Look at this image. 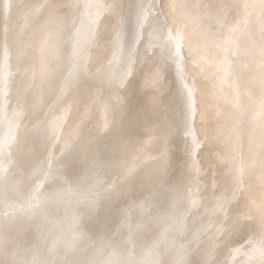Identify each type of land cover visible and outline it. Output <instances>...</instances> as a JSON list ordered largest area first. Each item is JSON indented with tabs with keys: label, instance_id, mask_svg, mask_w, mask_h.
Listing matches in <instances>:
<instances>
[{
	"label": "rangeland",
	"instance_id": "rangeland-1",
	"mask_svg": "<svg viewBox=\"0 0 264 264\" xmlns=\"http://www.w3.org/2000/svg\"><path fill=\"white\" fill-rule=\"evenodd\" d=\"M45 1L0 0V264H264V0Z\"/></svg>",
	"mask_w": 264,
	"mask_h": 264
},
{
	"label": "bare ground",
	"instance_id": "bare-ground-1",
	"mask_svg": "<svg viewBox=\"0 0 264 264\" xmlns=\"http://www.w3.org/2000/svg\"><path fill=\"white\" fill-rule=\"evenodd\" d=\"M46 1H47V0H46ZM46 1H45V2H46ZM74 1H75V0H74ZM80 1H81V0H80ZM86 1H87V0H86ZM133 1H134V0H133ZM133 1H132V2H133ZM170 1H171V0H170ZM31 2H32V1H31ZM41 2H42V0H41ZM47 2H48V1H47ZM69 2H70V1H69ZM75 2H76V1H75ZM82 2H83V1H82ZM94 2H95V0H94ZM94 2H93V3H94ZM96 2H97V0H96ZM98 2H99V1H98ZM129 2H130V0H129ZM36 3H37V2H36ZM70 3H71V2H70ZM77 3H78V2H77ZM87 3H88V2H87ZM91 3H92V2H91ZM103 3H104V1H103ZM173 3H174V2H173ZM40 4H42V3H40ZM43 4L45 5V3H43ZM57 4H58V3H57ZM88 4H89V3H88ZM88 4H87V5H88ZM32 5H33V4H32ZM48 5H49V4H48ZM55 5H56V4H55ZM63 5H64V4H63ZM69 5H70V4H69ZM72 5H73V4H72ZM84 5H85V4H84ZM84 5H82V6L84 7ZM92 5H93V4H92ZM94 5H95V4H94ZM94 5H93V6H94ZM101 5H102V3H101ZM128 5H129V4H128ZM136 5H137V2H136ZM33 6H34V5H33ZM40 6H41V5H40ZM49 6H50V5H49ZM75 6H77V5H75ZM88 6H89V5H88ZM88 6L85 5L84 8H86V7H88ZM90 6H91V5H90ZM90 6H89L86 10H88V9L90 8ZM96 6H97V5H95V7H96ZM103 6H104L103 8H100V6H97V8H95L96 10L98 9V7H99L100 10L103 9V11H102V10H101V12L99 11L101 14H100L99 12H97V11H94V10L92 11V9H93V7H92V9H90V10L92 11V12H91V15L94 14V12H97V16H98V13H99V14L101 15V17H102V20H103V16L105 17V14L107 15V11H108V10H106V9H104V8H107V7H108L107 9H109V5L107 6V3H105V4H103ZM195 6H196V4H195ZM51 7H52V6H51ZM56 7H57V6H56ZM129 7L131 8L132 6H129ZM133 7H134V6H133ZM36 8L38 9V6H37ZM39 8H42V7H39ZM46 8H49V7H46ZM46 8H45V9H46ZM53 8H54V7H53ZM67 8H68V7H67ZM110 8H111V7H110ZM112 8H113V7H112ZM134 8H135V7H134ZM45 9H44V10H45ZM55 9H56V8H55ZM65 9H66V8H65ZM53 10H54V9H53ZM69 10H70V9H69ZM74 10H75V9H74ZM90 10L87 11V12H90ZM104 10H106V13L103 15ZM26 11H27V10H26ZM37 11H39V10H37ZM45 11H47V9H46ZM45 11H44V12H45ZM48 11H51V12H52V9H51V10L49 9ZM54 11H58V10H54ZM71 11H72V9H71ZM84 11H85V10H84ZM131 11H132V9H131ZM131 11H129V12L131 13ZM139 11H140V10H139ZM42 12H43V11H42ZM42 12H40V13H42ZM61 12H62V11H61ZM85 12H86V11H85ZM85 12H83V13H85ZM108 12H111V11L109 10ZM127 12H128V11H127ZM36 13H37V12H36ZM46 13H47V12H46ZM52 13H53V12H52ZM133 13H135V12H133ZM137 13H138V11H137ZM151 13H152V12H151ZM55 14L59 15V19H60V17H63V18H64L65 15H66L67 13H66L64 16H60L61 14H58L57 12H55ZM111 14H112V13H111ZM111 14H110V15H111ZM181 14H182V13H181ZM44 15H45V14H44ZM47 15H48V14H46V17H47ZM57 15H56V17H54V19L56 18V21H57V19H58V16H57ZM62 15H63V14H62ZM69 15H70V14H69ZM75 15H76V14H75ZM89 15H90V14H89ZM91 15H90V17L92 18ZM95 15H96V13L94 14L93 17H95ZM102 15H103V16H102ZM108 15H109V13H108ZM108 15H107V16H108ZM129 15H130V14H129ZM129 15H128V16H129ZM32 16H33V15H32ZM32 16H31V17H32ZM35 16H36V17H39V16H40V18H41V16H43V15H42V14H41V15L39 14L38 16H37V15H34L33 18H35ZM53 16H55V15H53ZM67 16H68V14H67ZM67 16L65 17V19H67ZM70 16H71V15H70ZM76 16H77V15H76ZM26 17H27V16H26ZM44 17H45V16H44ZM46 17H45V18H46ZM49 17H50V15L48 16V19L46 18L48 21H49ZM82 17H83V16H82ZM109 17H111V16H108L107 18H109ZM42 18H43V17H42ZM72 18H73V17H72ZM99 18H100V16H99ZM50 19H52V20L54 21L53 17H51ZM59 19H58V20H59ZM65 19H64V20H65ZM97 19H98V18H97ZM110 19H111V18H110ZM116 19H117V18H116ZM131 19H132V17H131ZM28 20H29V19H28ZM30 20H31V19H30ZM61 20H62V19H60L59 21H61ZM67 20H69V19H67ZM98 20H101V18L98 19ZM102 20H101V22H102ZM117 20L120 21L119 19H117ZM117 20H115V23L117 22ZM129 20H130V19H129ZM133 20H136V19H133ZM44 21H45V20H44ZM48 21H46V23H47ZM56 21H55V22H56ZM171 21H172V20H171ZM49 22H50V21H49ZM49 22L47 23V26H48V24H49V25L51 24V23H49ZM51 22H52V21H51ZM92 22H93V21H92ZM106 22H107V21H106ZM149 22H150V21H149ZM175 22H176V21H175ZM58 23H60V22H58ZM97 23H98V22H97ZM97 23H93L92 25L97 24ZM44 24H45V23L43 22V26H46V25H44ZM52 24H53V22H52ZM52 24L50 25V27L52 26ZM55 24H56V23H55ZM66 24H67V23H66ZM79 24H80V23H79ZM100 24H101V23H100ZM104 24H105V23H104ZM116 24H118V22H117ZM116 24H115V25H116ZM124 24H125V23H124ZM130 24H131V23H130ZM133 24H134V22H133ZM59 25H60V24H59ZM61 25H62V24H61ZM68 25H69V24H68ZM71 25H72V24H71ZM71 25H69V26H71ZM92 25H90V23H89V26H92ZM118 25H119V24H118ZM126 25H127V24H126ZM193 25H194V24H193ZM40 26H41V25H40ZM54 26L57 27V25H54ZM84 26H85V25H84ZM127 26H128V25H127ZM52 27H53V26H52ZM71 27H72V26H71ZM71 27H70V28H71ZM95 27H96V26H95ZM99 27H101V25L97 26L96 28L99 29ZM128 27H129V26H128ZM192 27H194V26H192ZM58 28H60V27L58 26V27H57V30H56L55 28H52V29L50 28V29H51L52 31H54V29H55L56 31H60V30H58ZM78 28H79V27H78ZM102 28H103V26H102ZM102 28H100L99 30H101ZM124 28H126V27H124ZM134 28H135V27H134ZM65 29H67V28H65ZM90 29L92 30V29H93V26H92V28H90ZM131 29H132V28H131ZM61 30H63V32H64V28L62 29V27H61ZM69 30H71V29H69ZM69 30H68V31H69ZM123 30H124V29H123ZM133 30H134V29H132V32H133ZM66 31H67V30H66ZM97 31H98V30H97ZM121 31H122V30H121ZM11 32H12V31H11ZM40 32H41V31H40ZM40 32H39V33H40ZM60 32H61V31H60ZM119 32H120V30H119ZM127 32H128V31H127ZM54 33H55V31H54L52 34H54ZM61 33H62V32H61ZM61 33H60V35H61L62 37L59 36V33H58V34L56 33V34H57V36H59V37L62 38V40H63V39H64L63 36H64L65 33H64V34H61ZM71 33H72V32H71ZM71 33H70V35H71ZM73 33H74V32H73ZM130 33H131V32H130ZM37 34H38V33H37ZM67 34H68V32H67ZM75 34H77L76 31H75ZM107 34H108V33H107ZM123 34H124V32H123ZM125 34H126V33H125ZM131 34H132V33H131ZM131 34H130V36H131ZM134 34H135V32H134ZM134 34H133V36H134ZM183 34H184V33H183ZM65 35H66V34H65ZM70 35H69V36H70ZM73 35H74V34H73ZM120 35L122 36V34H120ZM34 36H35V35H34ZM51 36H53V35H51ZM51 36H50V37H51ZM57 36L55 35L54 40H55V38H56ZM121 36H120V37H121ZM126 36H127V38H128V35H127V34H126ZM133 36H132V37H133ZM136 36H138V35L136 34ZM32 37H33V36H32ZM59 37H58V38H59ZM64 37H65V36H64ZM66 37H67V36H66ZM76 37H77V36H76ZM123 37H125V36L123 35ZM39 38H40V37H39ZM51 38H52V37H51ZM60 38H59V39H60ZM67 38H68V37H67ZM67 38H66V39H67ZM70 38H72V37H70ZM70 38H68L67 40L65 39V41L70 40ZM74 38H75V37H73V39H74ZM134 38H135V37H134ZM110 39H111V38H110ZM120 39H121V38H120ZM28 40H29V39H28ZM35 40H36V39H35ZM56 40H57V38H56ZM56 40H55V43H56ZM62 40H61V39L59 40V41H60V42H59L60 45L62 44V43H61ZM75 40H76V39H75ZM132 40H133V39H132ZM126 41H127V39H126ZM126 41H124L125 44H126ZM129 41H131V39H130ZM133 41H134V40H133ZM28 42H29V41H28ZM33 42H35V41H33ZM57 43H58V41H57ZM57 43H56V46H55V45L53 46V47H54V50H55L57 47H60V45L57 46ZM65 43H66V42H65ZM65 43L62 44V45H65ZM115 43H116V42H115ZM118 43H119V42H118ZM133 43H134V42H133ZM28 44H29V43H28ZM35 44H36V43H33V47L35 46ZM49 44H50V43H49ZM49 44H46V45L48 46ZM66 44H67V43H66ZM68 44H72V43H71V40H70V42H68ZM127 44H129V42H128ZM130 44H131V43H130ZM130 44H129V45H130ZM175 44H176V43H175ZM26 45H27V43H26ZM38 45H39V44H38ZM38 45L35 46V49H36V47H38V48L41 47V45H39V46H38ZM46 45H44V46L47 47ZM114 45H115V44H114ZM116 45H117V43H116ZM116 45H115V46H116ZM18 46H19V45H18ZM27 46L29 47V45H27ZM66 46H67V45H66ZM69 46L72 47L73 45H72V46L69 45ZM69 46H68V47H69ZM110 46H111V45H110ZM112 46H113V44H112ZM117 46H118V45H117ZM55 47H56V48H55ZM61 47H62V46H61ZM68 47H67V48H68ZM83 47H84V46H83ZM83 47H82V48H83ZM124 47H127V48H128V46H124ZM124 47H123V48H124ZM132 47L134 48V46H132ZM135 47L138 48L137 46H135ZM26 48H27V47H26ZM30 48H31V47H30ZM38 48H37V49H38ZM48 48H49V47H48ZM62 48H63V47H62ZM62 48H60V49H62ZM67 48H65L66 52H64V51L62 50L65 54L69 51V50L67 51ZM92 48H93V47H92ZM129 48L131 49L130 46H129ZM133 48H132V49H133ZM17 49H18V48H17ZM40 49H41V48H40ZM45 49H46V48H45ZM57 49H58V48H57ZM69 49H70V48H69ZM72 49H74V48H72ZM130 49H128V50H130ZM134 49H135V48H134ZM134 49H133V50H134ZM18 50H19V49H18ZM52 50H53V48H52ZM74 50H75V49H74ZM74 50H72V51L74 52ZM94 50H95V49H94ZM96 50H98V49H96ZM108 50H109V48H108ZM114 50H115V48L112 49V51H114ZM16 51H17V50H16ZM20 51H21V50H19L18 53H20ZM58 51H60V50L58 49ZM58 51H56V52H58ZM78 51H79V50H78ZM99 51H100V50H99ZM106 51H107V49H106ZM130 51H131V50H130ZM41 52H42V51H41ZM63 52H59V53H60L59 55H61V53L64 54ZM76 52H77V51H76ZM76 52H75V53H76ZM91 52H92V51H91ZM93 52H94V55H95V51H93ZM97 52H98V51H97ZM97 52H96V53H97ZM110 52H111V51H110ZM10 53H11V51H10ZM14 53H15V52H14ZM23 53H24V52H23ZM26 53H27V52H26ZM32 53H34V54L32 55V57H33L36 53H35V52H32ZM44 53H45V51H43L42 54H44ZM113 53L115 54L116 52H113ZM137 53H138V52H137ZM38 54H39V53H38ZM67 54H68V53H67ZM67 54H66V55H67ZM76 54H77V53H76ZM262 54H263V53H262ZM59 55H58V56H59ZM94 55H92V56H94ZM97 55H98V54H97ZM110 55H111V54H110ZM135 55H136V54H135ZM15 56H17V54H16ZM38 56L40 57V55H38ZM38 56H37V57H38ZM42 56H43V59H45V58H44L45 56H44V55H42ZM42 56H41V58H42ZM67 56H68V55H67ZM95 56H96V55H95ZM98 56H99V55H98ZM98 56H96V60H97V57H98ZM18 57H19V56H18ZM18 57H17V59H18ZM22 57H23V56H22ZM30 57H31V56H30ZM39 57H38V59H39ZM65 57H66V56H65ZM65 57H64V55H63V59H62V60H64ZM81 57H82V56H81ZM108 57H109V56H108ZM204 57H205V56H204ZM263 57H264V56H263ZM33 58L35 59V56H34ZM41 58H40V59H41ZM61 58H62V57H61ZM61 58H60V60H61ZM66 58H68V57H66ZM66 58H65V59H66ZM82 58H83V57H82ZM92 58H93V57H91L90 59H92ZM19 59H20V58H19ZM25 59H26V58H25ZM31 59H32V58H31ZM43 59H42V60H43ZM93 59H95V58H93ZM98 59H99V57H98ZM107 59H108V58H107ZM109 59H111V58L109 57ZM26 60H27V59H26ZM32 60H33V59H32ZM36 60H37V59H36ZM42 60H41V62H42V64H44V60H43V61H42ZM54 60H55V59H54ZM22 61H23V60H22ZM22 61H21V63H22ZM33 61H35V60H33ZM37 61H40V60H37ZM83 61H86V60H83ZM88 61H89V60H88ZM97 61H99V60H97ZM106 61H107V60H106ZM223 61H224V60H223ZM23 62H24V61H23ZM55 62H56V60H55ZM79 62H80V61H79ZM86 62H87V61H86ZM93 62H95V61H92V63H93ZM109 62H110V61H109ZM116 62H117V61H116ZM225 62H226V61H225ZM253 62H254V61H253ZM33 63H34V62H33ZM38 63H39V62H37V64H38ZM57 63L59 64L60 62H57ZM105 63H106V62H105ZM114 63H115V61H114ZM25 64H26V63L24 62V64H22V65L25 66ZM42 64H41V65H42ZM58 64H56V65H58ZM83 64H84V63H83ZM89 64H90V63H89ZM93 64H94V63H93ZM96 64L99 66L98 63H96ZM112 64H113V62H112ZM38 65H40V64H38ZM87 65H88V64H87ZM97 65H96V66H97ZM59 66H60V65H59ZM75 66H76V65H75ZM77 66H78V64H77ZM85 66H86V64H85ZM96 66H95V67H96ZM224 66H225V65H224ZM27 67H28V66H27ZM57 67H58V66H57ZM72 67H73V66H72ZM91 67H92L93 70H94V67H93V66H91ZM235 67H236V66H235ZM88 68H89V67H88ZM250 68H252V67H250ZM254 68H255V65H254ZM76 69H77V68H76ZM84 69H87V68L85 67ZM90 69H91V68H90ZM100 69H101V68H100ZM62 70H63V69H62ZM77 70H78V69H77ZM102 70H103V67H102V69H101V73H102ZM105 70H106V69H105ZM58 71H59V70H58ZM60 71H61V68H60ZM99 71H100V70H99ZM47 72H48V71H47ZM62 72H63V71H62ZM79 72H80V71H79ZM96 72H98V71H96ZM103 72H104V71H103ZM106 72H107V70H106ZM238 72H239V71H238ZM49 73H51V72H48V74H49ZM85 73H86V72H85ZM88 73H89V72L87 71V74H88ZM101 73H98V74H101ZM213 73H214V72H213ZM227 73H228V72H227ZM48 74H46V75H48ZM98 74H97V75H98ZM84 75H85V74H84ZM84 75H83V76H84ZM121 75H122V74H121ZM124 75H126V74H124ZM225 75H226V74H225ZM51 76H52V75H50V77L46 76L45 79H46L47 77H48L49 79H51ZM85 76H86V75H85ZM94 76H95V75H94ZM94 76H93V74H92V76H90V74H89V77H94ZM244 76H245V75H244ZM53 77H54V75H53ZM53 77H52V80H49V82L52 81L51 84H53V82H54V81L56 82V80H57L55 77H54L55 79L53 80ZM58 77H59V76H58ZM80 77H82V76H80ZM89 77L86 76V78H89ZM196 77H197V76H196ZM226 77H227V76H226ZM97 78H99V77H97ZM127 78H128V76H127ZM131 78H132V77H131ZM45 79H44V81H45ZM93 79H94L95 81L97 80V79H95V78H93ZM123 79H124V77H123ZM132 79H133V78H132ZM132 79H130V80H132ZM47 80H48V79H46V81H47ZM87 80H88V79H87ZM118 80H119V79H118ZM126 80H128V79H126ZM130 80H128V81H130ZM42 81H43V80H42ZM92 81H93V80H92ZM92 81H91V82H92ZM134 81H135V80H134ZM134 81H133V82H134ZM136 81H137V80H136ZM96 82H97V81H96ZM118 82H119V81H118ZM122 82L124 83V81H122ZM137 82H138V81H137ZM139 82H140V81H139ZM139 82H138V83H139ZM100 83H101V82H100ZM120 83H121V82H120ZM125 83H127V81H126ZM130 83H131V82H130ZM138 83H137V84H138ZM154 83H155V82H154ZM54 84H55V83H54ZM104 84H107V83H104ZM135 84H136V82H135ZM238 84H239V83H238ZM187 85H188V84H187ZM101 86H102V84H101ZM125 86H126V85H125ZM51 87H52V85H51ZM51 87L49 86V88H51ZM94 87H95V85H94ZM96 87L98 88V86H96ZM99 87H100V85H99ZM202 87H203V85H202ZM219 87H220V86H219ZM122 88H123V87L121 86V89H122ZM203 88H204V87H203ZM207 89H208V87H207ZM207 89H206V90H207ZM92 90H93V89H92ZM203 90H204V89H203ZM95 91H96V90H95ZM72 93H73V92H72ZM70 94H71V93H69V95L67 94L66 96H70ZM122 94H123V93H122ZM71 96H72V95H71ZM136 96H137V95H136ZM75 97H76V96H75ZM190 97H191V96H190ZM63 98H64V96H63ZM65 98L67 99V97H65ZM73 98H74V97H73ZM66 99H65V101H66ZM68 99H70V98H68ZM76 100H77V99H76ZM62 101H63V100H62ZM62 101H61V102H62ZM68 101H69V100H68ZM81 101H82V100H81ZM89 101H90V100H89ZM89 101H88V102H89ZM199 101H200V100H199ZM202 101H205V100H202ZM76 102H78V101H76ZM85 102H86V101H85ZM191 102H192V101H191ZM236 102H237V101H236ZM62 103H64V102H62ZM69 103H70V102H69ZM202 103H203V102H202ZM118 104H120V103H118ZM86 105H88V104H86ZM89 105H90V104H89ZM197 105H198V104H197ZM203 105H204V104H203ZM84 106H85V105H84ZM84 106H83V107H84ZM118 106L121 107V104L118 105ZM195 106H196V105H195ZM85 107H87V106H85ZM85 107H84V108H85ZM89 107H90V106H89ZM120 107H119V108H120ZM196 107H197V106H196ZM65 108H66V107H65ZM91 108H92V107H90V109H91ZM128 108H129V107H128ZM190 108H191V107H190ZM231 108H232V107H231ZM88 109H89V108L87 107L86 110L88 111ZM93 109H94V108H93ZM114 109H115V108H114ZM116 109H117V108H116ZM130 109H131V108H130ZM193 109H194V108H193ZM81 110H83V109L81 108ZM84 110H85V109H84ZM86 110H85V115H86V112H87ZM94 110H95V109H94ZM262 110H263V109H262ZM91 111H92V110H91ZM96 111H97V110H96ZM130 111H131V110H130ZM214 111H215V110H214ZM192 112H193V110H192ZM254 112L256 113V111H254ZM262 112H263V111H262ZM54 113H56V111H55ZM87 113H88V112H87ZM90 113H91V112H90ZM92 113H93V112H92ZM95 113H96V112H95ZM95 113H94V114H95ZM100 113H101V112H100ZM100 113H98V114H100ZM129 113H130V112H129ZM189 114H190V113H189ZM74 115H75V114H74ZM91 115H92V114H91ZM96 115H97V114H96ZM96 115H95V116H96ZM195 115H196V114H195ZM88 116H90V115H88ZM92 116H93V115H92ZM92 116H91V117H92ZM95 116H93V117H95ZM97 117H98V118H96V119H99V121H100V117H101V115H99V116H97ZM89 118H90V117H89ZM132 118H133V117H132ZM252 119H253V118H252ZM81 120H83V118H82ZM87 120H88V118H87L85 121H87ZM134 120H135V119H134ZM193 120H194V119H193ZM137 121H138V120H137ZM87 122H88V121H87ZM132 122H133V121H132ZM194 124H195V123H194ZM86 125H88V123H87ZM76 126H77V125H76ZM79 126H80V125L78 124L77 127H79ZM191 126H192V125H191ZM53 127H54V126H53ZM57 127H58V126H57ZM83 127H84V126H82L81 128H83ZM97 127H98V126H97ZM194 127H195V126H194ZM247 127H248V126H247ZM191 128H192V127H191ZM197 128H198V127H197ZM107 129H108V128H107ZM208 129H209V128H208ZM238 129H242V128L239 127ZM112 130H113V129H112ZM50 131H51V130H50ZM50 131H49V132H50ZM52 131H53V130H52ZM52 131H51V132H52ZM76 131H78V129H77ZM81 131H82V130H81ZM97 131H98V130H97ZM97 131H96V132H97ZM230 131H231V130H230ZM247 131H248V130H247ZM53 132H54V131H53ZM79 132H80V131H79ZM96 132H95V133H96ZM210 132H211V130H210ZM234 132H235V131H234ZM238 132H239V131H238ZM81 133H82V132H81ZM207 133H208V132H207ZM239 133H240V132H239ZM239 133H238V134H239ZM73 134H74V133H73ZM76 134H77V133H76ZM76 134H74V135H76ZM78 134H80V133H78ZM82 134H83V133H82ZM193 134H194V133H193ZM236 134H237V133H236ZM240 134H241V133H240ZM68 135H70V134H68ZM83 135H84V134H83ZM111 135H112V134H111ZM190 135H191V134H190ZM104 136H107V134L104 135ZM112 136L115 137L114 135H112ZM112 136L109 135L110 138H111ZM127 136H128V135H127ZM129 136H130V135H129ZM236 136H238V135H236ZM236 136H234V137H236ZM98 138H99V137H98ZM104 138H105V137H103L102 139H104ZM125 138H128V137H125ZM125 138H124V140H126ZM129 138H130V137H129ZM73 139H76V136H75V138H73ZM99 139H100V138H99ZM106 139H107V138H106ZM122 139H123V138H122ZM130 139H131V138H130ZM139 139H141V138L139 137ZM236 140H237V139H236ZM239 140H240V138H239ZM245 140H246V139H245ZM248 140H249V139H248ZM99 141H100V140H99ZM99 141H98V142H99ZM107 141H108V142H107ZM110 141L112 142V144L109 142L108 139H107L106 141H105V139H104V142H105L106 144L110 143V146H111V145H114V144H113L114 142H113L112 140H110ZM114 141H115V140H114ZM129 141H130V140H129ZM135 141H139V140L137 139V137H136V140H135ZM144 141H145V140H144ZM203 141H204V140H203ZM237 141H238V140H237ZM36 142H37V141H36ZM76 142H77V141H76ZM76 142H74V144H75ZM101 142H102V141H101ZM101 142H100V145H101ZM117 142H118V141H117ZM117 142H116V143H117ZM127 142H128V140H127ZM130 142L133 143L132 141H130ZM146 142H147V140H146ZM77 143H78V142H77ZM105 143H103V144H105ZM131 143H130V144H131ZM136 143H137V142H136ZM136 143H134V144H136ZM141 143H142V142H141ZM209 143H210V142H209ZM236 143H237V142H236ZM247 143H249V141H248ZM69 144H72V143L70 142ZM74 144H73V146H75ZM124 144H126V143H124ZM128 144H129V143H128ZM128 144H127V145H128ZM137 144H139V142H138ZM143 144H144V143H143ZM231 144H232V143H231ZM233 144H234V143H233ZM96 145H97V144H96ZM98 145H99V144H98ZM98 145H97V146H98ZM235 145H236V144H235ZM55 146H56V145H55ZM69 146H70V145H69ZM94 146H95V145H94ZM106 146H107V145H106ZM110 146H109V147H110ZM134 146L136 147L137 145H133L132 147H134ZM240 146H241V145H240ZM70 147H71V146H70ZM98 147H99V146H98ZM103 147H104V146H103ZM114 147H115V146H114ZM117 147H118V146H117ZM120 147H122V146L119 145V148H120ZM129 147H130V145H129ZM138 147H139V146H138ZM196 147H197V146H196ZM112 148H113V147H112ZM127 148H128V147H127ZM253 148H254V147H253ZM71 149H72V147H71ZM89 149H90V148H89ZM89 149H88V153H89ZM95 149H97L96 146H95ZM99 149L103 150V149H105V148L102 149V147H101V148H99ZM122 149L124 150V149H126V148L123 147ZM131 149H132V148H131ZM133 149H134V148H133ZM231 149H232V148H231ZM90 150H91V149H90ZM101 150H100V151H101ZM115 150H118V149L115 148ZM119 150H120V149H119ZM123 150H122V151H123ZM129 150H130V149H129ZM134 150H135V149H134ZM191 150H192V149H191ZM233 150H234V149H233ZM244 150H245V149H244ZM95 151H96V150H95ZM95 151H94V152H95ZM105 151H108V150H105ZM124 151H126V150H124ZM124 151H123V153H124ZM138 151H139V149H138ZM237 151H238V150H237ZM91 152H92V151H91ZM91 152H90V153H91ZM118 152H119V151H118ZM149 152H150V151H149ZM206 152H207V151H206ZM234 152H235V151H234ZM234 152H233V153H234ZM100 153H101V152H100ZM102 153H103V152H102ZM121 153H122V152H121ZM121 153H120V154H121ZM135 153H136V152H135ZM81 154H82V152H81ZM83 154H84V153H83ZM86 154H87V151H86L85 155H86ZM94 154H95V153H94ZM106 154H107V153H106ZM115 154H117V152H115ZM115 154L113 153V155H115ZM127 154H128V152H127ZM96 155H97V154H96ZM101 155H102V154H101ZM109 155H110V154H109ZM122 155H123V154H122ZM199 155H200V153H199ZM229 155H230V154H229ZM78 156H79V155H78ZM78 156H77V158H78ZM106 156H107V155H106ZM110 156H112V154H111ZM123 156H124V155H123ZM132 156H133V155H132ZM149 156H150V155H149ZM151 156H152V155H151ZM237 156H238V155H237ZM79 157H81V156H79ZM83 157H84V155H83ZM101 157H102V156H101ZM103 157H104V156H103ZM121 157H122V156H121ZM84 158H87V156H85ZM104 158H105V157H104ZM106 158L108 159V157H106ZM119 158H120V157H119ZM233 158H234V157H233ZM233 158H232V159H233ZM117 159H118V158H117ZM120 159H122V158H120ZM123 159H124V158H123ZM123 159H122V160H123ZM78 160H79V159H78ZM110 160H111V159H110ZM106 161H107V160H106ZM112 161H114V160H112ZM112 161H107V163H110V162H112ZM118 161H119V160H118ZM123 161H124V160H123ZM123 161H122V162H123ZM100 162H101V161H100ZM102 162H103V161H102ZM102 162L100 163V166L102 165ZM116 162H117V161H116ZM120 162H121V161H120ZM198 162H199V161H198ZM92 163L94 164V162H92ZM104 163H105V162H104ZM104 163H103V164H104ZM114 163H115V162H114ZM111 164H112V163H111ZM119 164H120V163H119ZM124 164H125V163H124ZM96 165H97V164H96ZM96 165H95V166H96ZM107 165H110V164H107ZM113 165H114V164H113ZM128 165H129V164H128ZM95 166H94V167H95ZM98 166H99V164H98ZM103 166H104V165H103ZM130 166H132V165H130ZM117 167H118V166H117ZM126 167H127V166H126ZM92 168H93V167H92ZM110 168H111V167H110ZM114 168H115V166H114ZM114 168H113V169H114ZM97 169H98V167H97ZM117 169H118V168H117ZM120 169H121V167L119 168V170H120ZM123 169H124V168H123ZM129 169H131V167H130ZM234 169H235V168H234ZM101 170H102V169H101ZM101 170H100V171H101ZM104 170H105V169H104ZM108 170H109V169H108ZM119 170H118V172H119ZM133 170H134V169H133ZM193 170H194V169H193ZM105 171H106V170H105ZM102 172H103V171H102ZM115 172H116V171H115ZM121 172H122V171H120V173H121ZM123 172H124V171H123ZM126 172H127V171H126ZM126 172H125L124 174H126ZM130 173H131V172H130ZM107 174H108V173H107ZM107 174H106V175H107ZM109 174H110V173H109ZM116 174L118 175V173H116ZM128 174H129V170H128ZM133 174H135V173H133ZM112 176H113V175H112ZM124 176H125V175H124ZM130 176H131V175H130ZM194 176H195V175H194ZM102 177H103V176H102ZM107 177H108V176H107ZM117 177H119V176H117ZM127 177H129V175H128ZM121 178H123L122 175H121L120 179H121ZM194 178H195V177H194ZM103 179H104V177H103ZM118 179H119V178H118ZM125 179H126V177H125ZM125 179H124V180H125ZM98 180H99V179H98ZM101 180H102V178H101ZM122 180H123V179H122ZM137 180H138V179H137ZM115 181H116V180H115ZM120 181H121V180H120ZM116 182H117V181H116ZM123 182H124V181H123ZM123 182L121 181L120 184L122 183L121 185H124ZM192 182H193V181H192ZM109 183H110V182H109ZM114 183H115V182H114ZM124 183H125V182H124ZM139 183H140V182H139ZM117 184H118V183H117ZM125 184H126V183H125ZM107 185H108V184H107ZM113 185H114V184H113ZM121 185H120V186H121ZM197 186H198V183H197ZM105 187H106V186H105ZM105 187H104V188H105ZM117 187H119V186H117ZM123 187H124V186H123ZM106 188H107V187H106ZM121 189H122V188H121ZM126 189H128V188L126 187ZM107 190H108V189H107ZM123 190H124V188H123ZM128 190H129V189H128ZM104 191H105V190H104ZM120 191H121V190H120ZM120 191H119V192H120ZM107 192H109V191H107ZM123 192L125 193V192H127V191L124 190ZM120 193H121V192H120ZM127 193H128V192H127ZM127 193H125L126 196L128 195ZM122 194H123V193H122ZM104 195H105V194H104V192H103V195H102V196H104ZM108 195H110V194H108ZM100 196H101V195H100ZM104 197H105V196H104ZM109 197H110V196H109ZM102 198H103V197H102ZM106 199H107V197H106ZM119 200H121V199H119ZM88 205H90V204H88ZM94 205H95V204L92 205L93 208H94ZM92 206H91V207H92ZM95 206H96V205H95ZM88 207H89V206H88ZM96 207H97V206H96ZM97 208H98V207H97ZM97 208H95V209H97ZM98 209H99V208H98ZM98 209H97V210H98ZM91 211H92V210H91ZM93 211H94V209H93ZM100 211H101V210H100ZM98 212H99V210H98ZM101 212H102V211H101ZM95 213H96V212H95Z\"/></svg>",
	"mask_w": 264,
	"mask_h": 264
}]
</instances>
